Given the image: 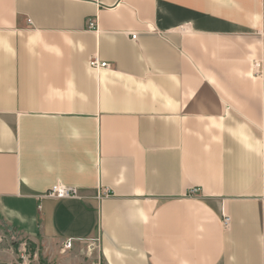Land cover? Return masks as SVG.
Listing matches in <instances>:
<instances>
[{"label": "crops", "instance_id": "crops-1", "mask_svg": "<svg viewBox=\"0 0 264 264\" xmlns=\"http://www.w3.org/2000/svg\"><path fill=\"white\" fill-rule=\"evenodd\" d=\"M262 60L264 0H0V222L37 264H264Z\"/></svg>", "mask_w": 264, "mask_h": 264}, {"label": "built area", "instance_id": "built-area-1", "mask_svg": "<svg viewBox=\"0 0 264 264\" xmlns=\"http://www.w3.org/2000/svg\"><path fill=\"white\" fill-rule=\"evenodd\" d=\"M87 29L88 30H96V23L94 20H90L88 21L87 24ZM136 36L132 35L131 39L135 40ZM88 65L90 68L95 69V70H99V69H107L110 67V65L106 62H100L97 57H92L89 59L88 61ZM252 71L253 74L257 77H260L261 79L264 80V60L262 61H258V62H254L252 64ZM193 193H195V191H192ZM77 195V191L76 189L70 188V187H64L62 185H55L54 187H52L49 191H47L45 194H43L41 196V198H49V199H54V200H60V199H69V198H73L76 197ZM110 195L109 191L104 189V190H100L98 193V199L102 198V197H108ZM221 222H222V226L226 229L229 227V222L230 219L227 215L222 214L221 215ZM100 239L97 237L93 240L90 241V245H89V249L92 253L96 252V256H93L92 254L90 255V261L89 264H103L102 263V258L100 256ZM72 246V243L70 240H67L63 246L62 249L63 251L66 250H70ZM20 264H27L25 262V258L24 255H22L20 257Z\"/></svg>", "mask_w": 264, "mask_h": 264}, {"label": "rangeland", "instance_id": "rangeland-1", "mask_svg": "<svg viewBox=\"0 0 264 264\" xmlns=\"http://www.w3.org/2000/svg\"><path fill=\"white\" fill-rule=\"evenodd\" d=\"M0 249L4 250L7 253L13 254L16 258V264H20V257L24 255L25 262L27 264H37L36 259L32 255L34 252V247L30 246V244L25 243L23 240L19 238V235L14 232L8 226H0ZM72 258V255L69 256ZM82 259V256H81ZM89 259L87 257H83L82 262H76L75 264H89ZM40 264H44V261L39 259ZM46 263V262H45ZM56 259L50 264H55Z\"/></svg>", "mask_w": 264, "mask_h": 264}, {"label": "trees", "instance_id": "trees-1", "mask_svg": "<svg viewBox=\"0 0 264 264\" xmlns=\"http://www.w3.org/2000/svg\"><path fill=\"white\" fill-rule=\"evenodd\" d=\"M0 226L3 227V226H6V225L0 222ZM30 246H32V245L30 244ZM32 247H33V246H32Z\"/></svg>", "mask_w": 264, "mask_h": 264}]
</instances>
